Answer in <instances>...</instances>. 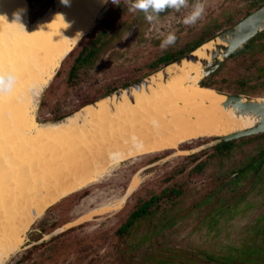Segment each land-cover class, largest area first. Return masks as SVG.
I'll list each match as a JSON object with an SVG mask.
<instances>
[{"label": "bare ground", "instance_id": "obj_1", "mask_svg": "<svg viewBox=\"0 0 264 264\" xmlns=\"http://www.w3.org/2000/svg\"><path fill=\"white\" fill-rule=\"evenodd\" d=\"M66 1L57 5L60 11L48 10L30 21L26 0H0L3 260L20 247L27 227L48 205L98 182L120 161L176 149L206 136L225 135L251 127L261 119L253 110L239 113L230 105L223 106L224 94L198 84L202 65L184 62L182 67L171 65L168 82H161L159 76L157 88H152L150 94H137L134 104L125 101L110 112L108 100H102L98 108L86 106L61 123H37L33 108L38 93L103 3ZM197 54L210 60L202 50ZM245 101L242 97L240 102ZM248 102L253 108L264 107V98ZM139 175L140 172L133 173L128 188L116 200L103 202L78 216L86 219L95 213L116 211L140 183Z\"/></svg>", "mask_w": 264, "mask_h": 264}, {"label": "rangeland", "instance_id": "obj_2", "mask_svg": "<svg viewBox=\"0 0 264 264\" xmlns=\"http://www.w3.org/2000/svg\"><path fill=\"white\" fill-rule=\"evenodd\" d=\"M242 1L245 0H207L203 18L192 27H186L181 22L183 15L190 9L181 13H164L161 16L159 32L156 30L148 32L150 28L148 22L138 13L126 16L124 18L126 25L120 37L113 39L96 59V64L91 66L86 73L81 74V78L75 84L65 88L59 84L61 76L58 79H52L44 92L39 94L36 107L33 109L34 119L39 124L48 123L52 121L55 114L67 115L77 109L87 95L98 93L105 86L111 84L121 86L123 81L137 78L138 76L135 75L141 72L146 60L148 61L159 52L161 39L169 31H177V41L174 45L176 46L184 42L182 38L192 40L197 36L202 25L214 26L220 23L224 24L221 25L224 28L229 26L231 22L239 20L245 14H242V7L239 6ZM49 3V0H29V20L32 21L41 15ZM114 5L110 0L100 20L112 14ZM228 17L232 19L226 23L225 20ZM171 19L179 22L168 27L167 24L172 22ZM102 23L99 22L96 28ZM257 49L258 47L253 49V52L244 50L234 56L230 55L216 69L218 71L214 78L217 83L226 90H232L231 86L234 84L231 85V82L236 79L237 75L239 78L243 74L260 71L264 51L259 52ZM222 79L227 80L222 81ZM248 90L254 93H264V86L252 87ZM199 141L202 140H194L191 144L182 143L179 147L184 150L168 151L167 156L152 163H149L152 158L163 155L166 150L120 161L98 182L79 191L83 194L68 196L53 208L45 211L26 231L24 241H21L22 246H26L25 249L32 248L34 245L30 244L36 243V248L25 256L23 264H117L118 261L113 257L116 239L112 234L134 204L133 193L140 191L141 196L147 195L149 188L161 186L164 183L163 178L171 167L180 162L188 163L190 159L182 160L183 157L195 152L200 154L207 150L208 153L212 151V147L196 149L195 144ZM262 141L260 138L247 140L238 146L228 159L222 162L210 159L203 168L192 173L190 168L194 162L191 160V164H187L186 169L175 178L176 181L186 186V190L178 198L175 209L168 211L170 217L171 214H176L179 218L177 223L164 229L162 235L158 234L155 237L152 244L153 249L146 248L147 242L143 248L133 251L135 260L140 261L147 251L160 249L162 254L174 247L180 250L179 253L184 251L183 257L190 264H264V219L262 215L261 218L257 217L264 209V189H262L264 183H259V186L250 189L252 180L248 176L239 183L224 187L220 192L215 193V185L218 183L219 176L223 177L231 170L233 172L229 177L236 176L235 171L241 162L263 147ZM202 155L197 162L208 157L207 154ZM140 167H143L139 171L140 183L117 211L105 215L95 213L86 219L78 216L103 202L116 200L125 190L130 177ZM226 205L231 208L237 205L236 211L234 209L225 210ZM209 210L210 214L203 217ZM218 210L221 215L216 217ZM157 217L159 214H155L153 217L155 219L152 221H155ZM74 218L77 219L74 220ZM41 220H45L46 231L41 228ZM70 220L75 225L83 223L84 225L66 235L55 236L52 241H48L50 236H47L45 232L51 230L53 225L56 226ZM70 238L80 240L77 246L70 247L63 256L51 260L53 247L55 248L58 242ZM254 251L257 252L252 253ZM128 255L127 251L126 257Z\"/></svg>", "mask_w": 264, "mask_h": 264}, {"label": "trees", "instance_id": "obj_3", "mask_svg": "<svg viewBox=\"0 0 264 264\" xmlns=\"http://www.w3.org/2000/svg\"><path fill=\"white\" fill-rule=\"evenodd\" d=\"M50 1L51 0H49V2ZM251 10L246 12L243 16L248 14ZM114 18L115 16L113 17V15L112 16L109 15L107 17H104L102 20H100L99 22H103L102 25L98 28H94V30H91L87 35L83 37L82 42L79 45H77L72 51L69 52L64 62L61 64L60 68L57 70L55 76L53 77L58 79L61 76L60 78L61 81L59 82V84H61L65 88H67L72 84H75L79 80V78H81V74L86 73L88 69L95 64L99 52V46L101 40L100 36L102 35L105 29H107L112 25ZM232 23L233 22H231L229 25H231ZM102 26L103 28L101 29ZM222 29H224V27L215 26L210 31H208L204 36H202L201 40L194 42L192 44H187L183 49L179 51L176 52L168 51L160 56L155 57L153 60H151L148 63L147 66H149V69L142 76L175 60L179 56L193 49L201 42L213 36ZM263 37H264V31L260 32L251 40H249L235 53H233L232 56L244 50L253 52V49H256V47L263 49L264 44H261L262 42L261 40ZM260 66H261V73L256 75H250L248 78H246L245 76L238 78L237 76L236 79H234L239 82H244L251 79H257V80L259 79L257 82L246 86L245 83H242L240 86L231 88L232 90L230 91L233 92L250 91L248 89L252 87L264 86V69H263L264 60ZM217 71L218 70L208 75L205 78V80L202 81V84L219 87L220 89L226 90V88L223 87L221 84L217 83V81L214 78V75L217 73ZM140 77L134 78L133 80L128 82L126 81L121 86L129 84ZM227 79H222V81ZM114 89H116V86L105 87L102 88L98 93L87 95L82 99V101L79 104V107L95 100L100 96L109 93ZM62 116L63 115L55 114L52 117V120L58 119ZM263 134L264 133H259L258 136ZM253 136L255 135H250L247 137H241L238 139L222 142L220 144L212 146V148L215 150L219 149V154H220L222 153V151H220L221 149L228 150L229 148L235 147V145L239 144V142H242L245 139ZM198 154H191L185 156L182 158V160L190 159L188 163L180 162L174 165L173 167H171L166 172L163 178L164 180V183L162 184L163 186L161 185V186H156L154 188H149V191L146 193L147 195L145 196H141L140 191H136L135 193H133V195L135 196L134 204L132 205V207L129 208L127 215L124 217L122 222L116 227V230L112 234L113 237H115L116 239L115 241L116 246L114 249L113 257L118 261L117 264H169V263L173 264V263H182V262H183L182 264H190L187 261H185L183 257L184 251L179 253L180 250L174 247L170 248L168 252H164L162 254L159 251L160 249L147 251L141 257L140 261L135 260L133 256V251L143 248L147 242L148 244L146 248L151 247L153 249L152 244H153V240H155V237L158 236V234L162 235L164 229L172 227L177 223L179 218H177L176 214L174 215L171 214L170 217L168 211L169 209H175L178 203V198L186 190V186L184 185V183L176 181L175 178L181 171L186 169L187 164H191V160H194L195 157L198 156ZM211 156L212 155H210L206 159H201L198 162H197L198 159L192 161L194 162V165L190 168L191 173L201 169L203 165H205L210 161ZM78 194H83V193L77 192L69 197H74ZM155 214H159V217H157L155 221H152L155 219L153 218ZM44 222L45 220H41L40 222L42 224L41 228L43 229V231H46L45 229L46 225L44 224ZM52 225L53 223L51 224V226ZM83 225L84 223L69 227L66 230L58 233L56 236L66 235L67 233H70L72 230L81 227ZM56 226L53 225V228L51 230H53ZM51 230L45 233H48ZM53 237L55 238V236H52L50 238V241H52ZM79 241H80L79 239L70 238L63 240V242H58L55 245V248L53 247L52 249L50 255L51 260H55L63 256L67 251H69L70 247H76ZM34 248H36L35 245L30 249H24L23 251L17 253L14 259L12 260L11 264H23V262L25 261V256H27L29 252L32 251ZM127 251L129 253L128 257H126ZM32 264H37V263H32Z\"/></svg>", "mask_w": 264, "mask_h": 264}, {"label": "water", "instance_id": "obj_4", "mask_svg": "<svg viewBox=\"0 0 264 264\" xmlns=\"http://www.w3.org/2000/svg\"><path fill=\"white\" fill-rule=\"evenodd\" d=\"M64 1H66V0H64ZM67 1H69V0H67ZM109 1L110 0H103V3L98 8L91 25L88 27V29H86L82 33V35L71 46V48L63 55L59 64L53 70V73L50 76V78L42 86V89L40 90V92L37 95V99L39 97V94L41 92H44L46 86L50 84V82L52 81L53 77L55 76L57 70L60 68L61 64L64 62V60L67 57V55L69 54V52L72 51L77 45H79L82 42V39L85 35H87L91 30H94V28H96L98 26V22L102 18L101 17L102 12L106 8V5L109 3ZM26 2H27V7H28L29 1L26 0ZM61 2H62V0H51L49 5L47 6L46 10L39 16H42L43 14L47 13L48 10H51L52 13H54L58 10L60 11V8H58L57 5L60 4ZM39 16H37V17H39ZM262 31H264V3L259 5L256 8L252 9L248 14H246L245 16L240 18L239 20L233 22L231 25L225 27L224 29L217 32L213 36L204 40L199 45H197L193 49L189 50L185 54L179 56L175 60L161 66L160 68L138 78L137 80H135L129 84L118 87V88L110 91L109 93H107L103 96H100V97L96 98L95 100L78 107L77 109L73 110L72 112H70L67 115H63L62 117H60L58 119L52 120L48 123H42V124L61 123L67 117L73 116L77 112H81L86 106L91 105L94 108H98V103H100L102 100H108L106 102H108V107H109L110 112L115 109L116 105L121 104L125 101H128L129 103L134 104L137 100V94H140V93L150 94L152 88H157L156 83H157V81H159V76H162L160 78L161 82H163V83L168 82V80H169L168 79L169 78L168 68L171 65H176L177 67H182L184 62H192V63H198L199 62L202 65V68H201L202 69V75L198 81V84L200 86L208 88V89H212V90L216 91L217 93L224 94L226 96V98H225L224 102L222 103L223 106L230 105L235 111H238L239 113H244L247 109L253 110V112L260 114L261 119L255 125H253L251 127H247V128L241 129V130L233 131V132L225 134V135H212V136H206V137L200 138L202 140V143H200V145L195 146V148L199 149V148H204V147H212V146L220 144L222 142H226V141L238 139L241 137H247L250 135H256L259 133H263L264 132V107L258 106L257 108H253V106H252L253 104L248 102V100L259 99V98L262 99V98H264V93H261V92L260 93H254V92H249V91L248 92L247 91L233 92L230 90L220 89L219 87L208 86V85L202 84V81L208 75H210L212 72H214L216 69H218L219 66L230 55H232L235 51H237L239 48H241L244 44H246L249 40H251L253 37H255L257 34H259ZM208 44H211V47H209V48L203 47V46H207ZM198 50H202L203 52H205L206 56H210V60H208L205 57H199V55L197 54ZM242 97L246 98L247 101L240 102ZM37 99H36L35 107L37 104ZM109 100H114V102L110 103ZM2 104L3 103L0 102V125H1V121L3 120V109H2L3 105ZM4 104H6V103H4ZM95 128H96V126H95ZM167 150H169L171 152H175L176 150L180 151V150H184V149L177 147L176 149L173 148V149H167ZM159 152H162V151H156L155 154L159 153ZM143 154H151V153H143ZM143 154H140V155H143ZM136 156H139V155H136ZM136 156H134V157H136ZM134 157H132V158H134ZM124 160H126V159H124ZM142 168L143 167H140L136 172H139ZM127 186H128V183H127ZM82 189H80V190H82ZM126 189L127 188H125V190ZM135 190H136V188L134 190H132L126 196L122 205L125 203V201L130 196V194ZM74 193L75 192L68 194V195H65L64 197H62L61 199H59L55 203L48 205L40 215L34 217V219L31 221V223L27 227L26 231L33 225L34 222H36V220H38V218H40L42 216V214L45 211H47L50 208H53L58 203L62 202L64 199L68 198V196H71ZM77 218H74V220ZM74 220H72V221H74ZM72 221L63 222V223L57 225L53 230L46 233V235L51 237V236L58 234L59 232L65 230L66 228L74 226L75 224L72 223ZM26 231L23 235V238L25 237ZM22 244L20 245V247L18 249H16L14 252H12L4 260V264H9L17 253L23 251L26 248V246H22ZM34 244H36V243H34Z\"/></svg>", "mask_w": 264, "mask_h": 264}, {"label": "flooded vegetation", "instance_id": "obj_5", "mask_svg": "<svg viewBox=\"0 0 264 264\" xmlns=\"http://www.w3.org/2000/svg\"><path fill=\"white\" fill-rule=\"evenodd\" d=\"M190 1H192V0H190ZM263 3H264V0H245V1H242L241 5H239V6L242 7L241 12H242V14H244V13L248 12L249 10H251L252 8H254V7L256 8V7H258L259 5H261ZM137 13L140 14V15H142V16H144L142 13H139V12H137ZM112 15H113V17L115 16L112 25L110 27H108L107 29H105L104 32L102 33V35L100 36V39L101 40H100V46H99V52H98L97 58H99V56H100V54H102L103 50H105V48L109 44H111V42L113 41L114 38L120 37V34H121L124 26L126 25V20L124 18L126 16H128V15H132V13H130L128 11L127 6L124 3V0H120L119 5H116V4L114 5L112 14L110 16H112ZM133 17H136V16H133ZM230 19H232V17H230V18L228 17L225 20L226 23L229 22ZM171 20H172V22H169L167 24L168 27H171L172 25H175L174 24L175 22H179V21H175L174 19H171ZM171 20H169V21H171ZM173 20H174V22H173ZM132 22H135V20H132ZM215 23H217V22H215ZM221 25H224V24L218 23V24H215L214 26L213 25H211V26H209V25H205V26L202 25L200 27V29L198 30L200 32L197 34V36L193 37L192 40H188L189 38L188 39H185V38H182L180 36V38H182V41H184L182 44H177L176 46L170 47L166 51L165 50H161V49L158 50L159 52L156 53V55H154L148 61L146 60V62L144 63L145 66L142 68L141 72L140 73H137L135 76H138L139 77V76H142L145 72H147L148 69H149V66H147L148 63L151 60H153L155 57L160 56L163 53H166L168 51H170V52L179 51V50L183 49L185 47V45L192 44L194 42H197V41L201 40L202 36H204L208 31H210L215 26H221ZM102 28H103V26L101 27V29ZM152 31L153 30H150V28L148 29V32L151 33ZM261 41H262L261 44H264V38H262ZM257 50L259 52L260 51H264V48L263 49L258 48ZM263 60H264V57H263ZM95 64H96V62H95ZM259 73H261V70L260 71H256L255 73L253 72V73H249V74H243V76H245L246 78H248L250 75H256V74H259ZM258 80L257 79H251V80L244 81V82H239L237 80H234V81L231 82V85L234 84L233 86H231V88L240 86L242 83H245V86L246 85H251V84H254L255 82H257ZM126 81L128 82V81H131V80H126ZM126 81H123L121 84H123ZM112 86H115V85H112L111 84V85L105 86V87H112ZM105 87H103V88H105ZM118 87H121V86H116V88H118ZM253 138H260V139H262L263 140L262 141L263 142V145H262L263 147L262 148H259V151L257 153H254L253 155L247 156L245 158L246 160L241 162V164L238 166V168L235 171L236 176H233L231 178L229 177V175L231 176V172H233L232 170H231L230 173L227 172L228 174L224 175L223 177L222 176H219L218 183H217V185H215V193L220 192V190L222 188H224V187L232 186V185H234L236 183H239L242 179H244L245 177H248V176L250 177V180H252V182L250 183V185H251L250 189H253V188L259 186L258 185L259 183L260 184L264 183V170H262L263 167H264V134L263 135H259V136H258V134H256L253 137L247 138L244 141L239 142V144L235 145V147L229 148L228 150H226V149H223L222 150L221 149L220 151H222V153H220V154H219V149H216L215 150L213 148H212V151H210V153H208L209 152L208 150L205 151V152H202L200 154H198L197 152L191 153V154H198V156L195 157L194 160H196L199 157L203 156L202 154H207L208 157L210 155H212L211 156V160H219L220 162H222L224 159H228V157L231 156L232 152H234V150H236V148H238V146L244 144L247 140H250V139H253ZM196 140H199V139H196ZM192 142L193 141L189 142V144H191ZM200 143H202V141L201 142L200 141L197 142L195 144V146L196 145H200ZM168 151L169 150L164 151L166 153H164L163 155H161L159 157L152 158L149 161V163L155 162V161L159 160L160 158H163V157L167 156L168 153H169ZM194 172H196V171H194ZM126 188H128V186ZM259 188H261V187H259ZM262 189H264V186H262ZM132 190H134V189H132ZM236 206L237 205H235L233 208H231V207H229V205H226L225 206V210H228L229 211L230 209H234V211H236V208H237ZM221 208H223V207H221ZM210 212L211 211L209 210L203 217H207L210 214ZM217 213H218V215L216 217H219V215H221L220 211L218 210ZM230 213H229V215H230ZM261 215H262V218L264 219V209H262V212L259 215H257V217L259 216V218H261ZM200 217H201V214H200ZM114 231H113V233H114ZM53 236H56V235H53ZM50 238L48 239V241H50ZM53 239H54V237L52 238V240ZM30 245L33 246L35 244H30ZM259 248H261V247H259ZM256 252L257 251H254L252 253H256ZM225 264H229V263H225Z\"/></svg>", "mask_w": 264, "mask_h": 264}, {"label": "clouds", "instance_id": "obj_6", "mask_svg": "<svg viewBox=\"0 0 264 264\" xmlns=\"http://www.w3.org/2000/svg\"><path fill=\"white\" fill-rule=\"evenodd\" d=\"M64 2V0H62ZM207 0H124L130 13H142L150 26V30L159 32L161 16L164 13H186L182 17V23L186 27H192L201 20L206 11ZM113 4L119 5L120 0H112ZM177 35L175 31H169L160 42L161 50H167L176 44ZM0 264H4L3 258H0Z\"/></svg>", "mask_w": 264, "mask_h": 264}]
</instances>
